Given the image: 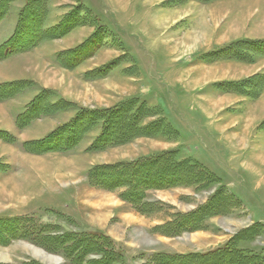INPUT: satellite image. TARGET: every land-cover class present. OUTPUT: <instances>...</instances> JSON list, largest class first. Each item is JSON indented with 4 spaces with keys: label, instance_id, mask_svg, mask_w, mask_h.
<instances>
[{
    "label": "rangeland",
    "instance_id": "374dc122",
    "mask_svg": "<svg viewBox=\"0 0 264 264\" xmlns=\"http://www.w3.org/2000/svg\"><path fill=\"white\" fill-rule=\"evenodd\" d=\"M53 2L62 9H50L46 0L41 25L56 26L73 12L70 18L81 15L78 26L50 33L0 65V82L16 78L0 96V217H33L50 233L78 235L57 250L25 238L0 243V264H158L162 255L225 246L264 264V42H246L264 39V1ZM16 15L14 8L7 13L0 43L10 38ZM94 34L92 43L71 52ZM125 101L133 110L141 107L136 123L146 134L96 150L102 122L92 127L87 115L90 130L74 148L47 151L37 142L84 109H113ZM32 106L42 114L19 124ZM167 151L200 164L209 182L150 189L144 202L151 205L144 206L121 196L125 188L89 181L96 166ZM216 193L228 211L208 210L198 227L190 220L178 233L161 227ZM91 233L111 241L80 259L76 251L67 254L75 239Z\"/></svg>",
    "mask_w": 264,
    "mask_h": 264
},
{
    "label": "trees",
    "instance_id": "16d2710c",
    "mask_svg": "<svg viewBox=\"0 0 264 264\" xmlns=\"http://www.w3.org/2000/svg\"><path fill=\"white\" fill-rule=\"evenodd\" d=\"M13 1L0 0V23L6 17ZM45 2L46 0H26V4L19 12L13 34L0 45V59L37 46L49 38L50 33L53 36L54 34L64 35L78 26L76 24L77 18L80 22L81 15L78 14L77 18H70L74 14L71 12L56 26L45 28L41 25L45 16ZM95 36L97 34L90 36L91 38L89 37L71 52L77 53L80 47L92 43L93 37L96 39ZM246 42L256 44L264 42V39L262 41L247 40ZM6 86H8L7 83H0V96L6 94ZM131 104V102L125 101L113 109H84L72 121L59 126L37 142L42 143L47 151L70 150L80 142L85 132L90 130L87 124L93 121L95 123L92 127L96 126L98 121L102 122L101 132L93 143V148L96 150L129 141L137 134H146L142 133L144 127L136 123V121H139L138 116L141 107L133 110L130 108ZM41 110V107H29L19 117V120H21L19 124H29L34 118L42 114ZM87 115L91 118L89 122ZM136 124H138V128H136ZM147 134L149 135V133ZM199 165L189 160H177L173 156V152L167 151L133 162L96 166L90 171L89 181L91 184L99 185V187L108 190L125 188L121 196L131 203L134 202V205H140L144 202L145 192L150 189H168L183 183L196 186L207 184L211 174ZM221 196L220 193H216L206 205L189 214H183L177 220L170 221L161 227L164 228L165 232L178 233L182 231L184 223H189L190 220L195 221V224L190 227H198L199 222L202 220L201 215L204 212V214L209 215L210 213L206 212L208 210L217 213L228 211L225 206L222 207ZM150 205L149 202H144V206ZM75 235H78V233L73 231L67 233V235L50 233V226L37 224L33 217H0V243L3 245L11 240L25 238L36 240V243L48 250H57L65 247L68 243L67 240ZM104 241L110 242L111 238L102 233H91L88 236L79 237L73 241L72 245H69L67 254L74 255L72 251H76V255L78 254L80 259L82 256L92 253V251L98 252L97 250L102 248ZM157 260L158 264H257L258 261L257 255L242 253L231 246H225L209 253L162 255ZM104 262L102 259H94L90 264H103Z\"/></svg>",
    "mask_w": 264,
    "mask_h": 264
},
{
    "label": "crops",
    "instance_id": "0c3cea01",
    "mask_svg": "<svg viewBox=\"0 0 264 264\" xmlns=\"http://www.w3.org/2000/svg\"><path fill=\"white\" fill-rule=\"evenodd\" d=\"M262 1H264V0H262ZM24 2H26V0H15L14 2H12V4L10 5V9H9V12H12V9L14 8V10L16 9L17 10V15H16V17H15V24H14V28H13V31L11 32V35L13 34V32H14V30H15V26H16V20H17V17H18V12L20 11V9L22 8V5L24 4ZM51 8H53L54 10H61L62 8H58V6L57 5H55L54 4V2H53V0H50V9ZM9 12H8V15H9ZM59 12V11H58ZM50 13H51V10H50ZM7 16L2 20V22L0 23V28L3 26V24H4V21L5 20H7ZM10 35V36H11ZM9 36V37H10ZM8 37V38H9ZM261 37H264V36H261ZM7 40V38L5 39V40H3L1 43H0V45L3 43V42H5ZM50 41H52V40H50ZM45 43H47V42H44L43 44H41V46H43ZM52 50V49H51ZM51 52L52 51H50V55H51ZM22 55H24V54H21V55H19V54H14V55H12V56H9L8 58H4V59H0V65H2V64H7L8 62H12L13 61V59H15V58H17V57H19V56H22ZM13 80H16V78H13V77H8V78H6L5 80H3V81H1L0 83H6V82H8V81H13ZM109 233V232H108Z\"/></svg>",
    "mask_w": 264,
    "mask_h": 264
}]
</instances>
